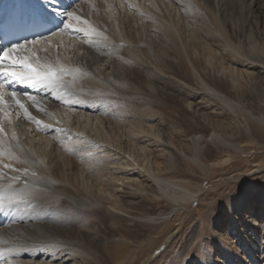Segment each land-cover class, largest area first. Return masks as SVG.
<instances>
[{
	"label": "rangeland",
	"instance_id": "obj_1",
	"mask_svg": "<svg viewBox=\"0 0 264 264\" xmlns=\"http://www.w3.org/2000/svg\"><path fill=\"white\" fill-rule=\"evenodd\" d=\"M138 1L144 10L129 19L130 25L129 0L77 2L87 10L81 14L91 20L93 30L113 33L127 49L126 57L108 69V75L119 73L122 79L114 86L103 80L113 92H103L102 102L96 97L95 104L88 102L99 107V113L92 110L79 117L80 132L84 119H90L84 141L74 144L70 157L55 160L60 186L89 203L78 205L65 192L57 193L52 210L58 226L50 235L67 244L68 255L75 257L57 264H182L184 258L187 264H198L195 245L203 240L212 257L222 261L217 231L223 232L225 246L237 259L241 254L245 264H254L253 255H264V225L255 233L241 216L229 222L228 206L240 201L241 210L264 224V139L252 138L245 130L248 113H264V0ZM148 4L150 16L175 31L164 33L160 43V32L156 37L144 18ZM173 35H179L182 44L173 42ZM192 130L206 136L226 132L235 145L203 142L207 153L199 165L192 160L201 154L191 141ZM98 152L101 159H90L84 169L82 154ZM174 181L198 194L176 202L170 195L183 190L177 191ZM145 189L141 198L138 193ZM251 237L257 238L253 252L244 244ZM118 243L124 250L111 259L107 249ZM258 264H264V258Z\"/></svg>",
	"mask_w": 264,
	"mask_h": 264
},
{
	"label": "bare ground",
	"instance_id": "obj_2",
	"mask_svg": "<svg viewBox=\"0 0 264 264\" xmlns=\"http://www.w3.org/2000/svg\"><path fill=\"white\" fill-rule=\"evenodd\" d=\"M10 1L0 0V17L5 15ZM24 1L29 6L43 8L44 13L50 18L52 16L58 18L61 26L53 35L19 47L15 46L16 50L10 53L12 60L15 61V67L11 70L30 76L32 75L30 69L23 65L31 64L32 68L40 73V78L17 81L0 73V264H57L75 259L73 254L68 255L70 251L66 248L67 244L55 242L50 235V232L58 226L54 223L55 213L52 210L57 193L60 196L65 192L68 199L78 205L89 203L86 198H80L60 186L54 174L55 160L60 156L70 157L77 142L83 140L90 119H84V131L80 132L76 128L82 123L79 117H85L92 110L100 111L99 107H92L88 102H93L94 97L102 102L103 92H113L114 89L106 86L103 80L106 79L114 86L117 80L122 79L119 73L108 75V69L113 68L117 59L126 57L127 47L122 49L117 42L120 39L113 36V33L110 36V33L99 29L93 30L94 24L91 20L82 17L81 11L85 8L83 6L81 8L72 0ZM177 1L175 0L176 3ZM150 2L151 0L148 3ZM127 5L125 7L127 6L128 23H126L130 25L129 19L135 16V13L144 10V7L142 8L138 0H129ZM149 5L145 8L147 11H143L147 13L144 18L147 27L157 31L154 34L156 37L160 32L158 38L160 43L159 39L165 37L164 33H175V31L169 25L150 16ZM165 29L168 31H162ZM172 41L182 44L179 35L178 37L173 35ZM128 53L129 59L132 60L135 57V47H129ZM9 64L10 61L3 59V51H0V68H7ZM46 73H54V75H45ZM130 89L133 96L131 98L135 99V86L131 85ZM214 91L212 89L211 92L214 94L216 93ZM223 100L229 102L226 98ZM115 103L119 106L118 101ZM246 121L247 134L257 140H263L264 113L250 112ZM190 135L193 145L199 147L198 152L201 153L199 157H192V160L199 165H202L203 156L207 153L203 142L204 144L212 142L220 146L235 145L226 132L212 131L206 136L202 132L192 130ZM101 153L98 152L95 156L84 153L81 156L83 158L79 156L84 169L90 163V159H101ZM106 153L111 156L114 154L109 149ZM96 170L100 171L97 167ZM158 178L170 181L165 176ZM171 184L177 191L183 190L181 195H170L176 202L191 200L198 194L197 191H192L177 181ZM145 192L141 191L138 194L142 198L147 194V189ZM228 212L229 222L240 219L241 216L246 225L253 227L251 231L255 233L264 225L263 221L248 216L241 210L240 201L230 203ZM146 219L154 221L157 216H148ZM221 235H224L221 231L215 234L218 246L223 249L222 251L219 247L216 249L222 252V261L219 260L220 258L212 257L210 245L203 240L195 245V249H199L196 252L198 264H238V260L245 264L247 261L245 257L240 254L237 259L234 251L225 246L227 244L222 240ZM255 239L257 238L251 237L249 241L244 240L248 251L252 250ZM124 247L120 243L110 246L107 251L111 259L119 258ZM204 248L208 249L203 250ZM204 251L209 254V258L205 256ZM15 256L19 258L15 259ZM253 256L250 261L254 264H258V261L264 258L262 254ZM38 257L45 261L40 262ZM187 263L188 259L184 258L182 264ZM75 264H88V262L76 261Z\"/></svg>",
	"mask_w": 264,
	"mask_h": 264
},
{
	"label": "snow or ice",
	"instance_id": "obj_3",
	"mask_svg": "<svg viewBox=\"0 0 264 264\" xmlns=\"http://www.w3.org/2000/svg\"><path fill=\"white\" fill-rule=\"evenodd\" d=\"M19 47V46H16ZM16 47L14 48H10L6 51H3V59L10 61L9 67L7 68H0V73H2L4 76L8 77H13L14 79H16L17 81H23L25 79H32L33 77L35 78H40V73L37 72V70L35 68H32L31 64H27V65H23L26 66L30 69L31 74L30 76H25L21 73H18L16 71L11 70L13 67H15V61L12 60V57L10 56V53L16 50ZM45 75H54V73H46Z\"/></svg>",
	"mask_w": 264,
	"mask_h": 264
}]
</instances>
